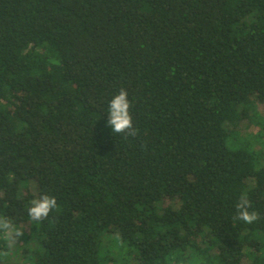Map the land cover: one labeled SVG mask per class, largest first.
<instances>
[{
    "label": "trees",
    "instance_id": "1",
    "mask_svg": "<svg viewBox=\"0 0 264 264\" xmlns=\"http://www.w3.org/2000/svg\"><path fill=\"white\" fill-rule=\"evenodd\" d=\"M121 88L135 137L107 126ZM259 105L264 0H0V216L28 227L24 262L264 264Z\"/></svg>",
    "mask_w": 264,
    "mask_h": 264
},
{
    "label": "clouds",
    "instance_id": "2",
    "mask_svg": "<svg viewBox=\"0 0 264 264\" xmlns=\"http://www.w3.org/2000/svg\"><path fill=\"white\" fill-rule=\"evenodd\" d=\"M132 107L128 99V92L121 88L118 94L114 95L108 104V120L107 126L112 133L121 134L125 137H135L137 129L133 126V118L130 113ZM58 207L57 200L54 196L43 194L39 198L31 201L27 215L34 222H41L48 218L49 213ZM236 215L234 219L252 224L260 219L259 213L251 210L252 204L246 194H241L237 204L235 205ZM22 229L18 228L11 218L0 216V235L8 241L9 246L15 245L19 238L23 235ZM0 255H7L6 252Z\"/></svg>",
    "mask_w": 264,
    "mask_h": 264
},
{
    "label": "rangeland",
    "instance_id": "3",
    "mask_svg": "<svg viewBox=\"0 0 264 264\" xmlns=\"http://www.w3.org/2000/svg\"><path fill=\"white\" fill-rule=\"evenodd\" d=\"M260 115L264 116V105H259L257 108ZM257 127L250 126L247 133L250 135L255 134L257 131ZM24 233H28V227H23ZM5 239V238H4ZM6 240V239H5ZM7 241V240H6ZM35 245V244H34ZM23 244L22 241L19 239L15 245L9 246L8 241L6 242V253L7 255H0V264H17L19 262L20 264H27L24 262L22 256H21V248Z\"/></svg>",
    "mask_w": 264,
    "mask_h": 264
}]
</instances>
